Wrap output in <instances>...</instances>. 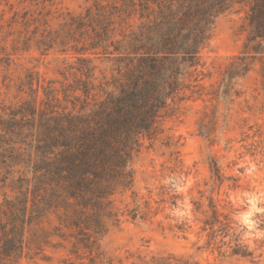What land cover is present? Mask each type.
<instances>
[{
	"label": "trees",
	"instance_id": "trees-1",
	"mask_svg": "<svg viewBox=\"0 0 264 264\" xmlns=\"http://www.w3.org/2000/svg\"><path fill=\"white\" fill-rule=\"evenodd\" d=\"M235 10H245L246 40L216 91L228 103L264 60V0H94L32 37L42 55L66 57L61 80L30 71L14 103L0 94V264L21 258L26 233L51 216L54 236L99 250L120 226L113 197L133 188L143 140L167 104L196 82L217 19ZM234 241L232 255L253 256Z\"/></svg>",
	"mask_w": 264,
	"mask_h": 264
},
{
	"label": "rangeland",
	"instance_id": "rangeland-1",
	"mask_svg": "<svg viewBox=\"0 0 264 264\" xmlns=\"http://www.w3.org/2000/svg\"><path fill=\"white\" fill-rule=\"evenodd\" d=\"M93 2L0 0V94L7 103L16 101L30 71L46 82L62 79L66 56L42 55L32 37L56 30L63 13H80ZM245 40V10L217 19L196 82L167 104L156 132L143 140L133 188L113 197L120 226L98 251L54 236L58 221L51 216L26 233L22 257L10 264H157L168 257L264 264V60L239 81L230 102L216 97ZM4 202L0 189V208ZM235 238L252 257L232 255Z\"/></svg>",
	"mask_w": 264,
	"mask_h": 264
}]
</instances>
